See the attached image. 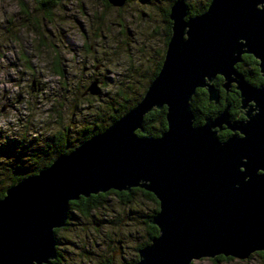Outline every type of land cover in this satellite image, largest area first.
Here are the masks:
<instances>
[{
  "label": "water",
  "instance_id": "water-1",
  "mask_svg": "<svg viewBox=\"0 0 264 264\" xmlns=\"http://www.w3.org/2000/svg\"><path fill=\"white\" fill-rule=\"evenodd\" d=\"M126 1L108 0L117 7ZM169 18L161 67L142 98L0 197V264H51L58 255L55 229L66 225L72 200L132 187L158 200L150 223L159 234L131 264L245 259L264 251V81L255 85L237 68L251 54L264 78V0H211L195 16L186 0H175ZM218 75L226 92L236 86L245 117H232L227 105L196 125L191 100L205 88L218 103ZM88 92H99L97 80ZM163 107L166 129L139 135L145 115ZM224 128L231 133L221 139Z\"/></svg>",
  "mask_w": 264,
  "mask_h": 264
},
{
  "label": "rangeland",
  "instance_id": "rangeland-1",
  "mask_svg": "<svg viewBox=\"0 0 264 264\" xmlns=\"http://www.w3.org/2000/svg\"><path fill=\"white\" fill-rule=\"evenodd\" d=\"M187 2L199 7L207 0ZM172 3L57 0L47 11L38 0H0V166L14 160L19 146L28 149L34 138L59 130L68 129L77 143L83 126L122 95L142 97L165 55ZM95 80L99 92L85 93ZM156 208L141 192L130 203L112 192L88 216L75 210L57 233L62 264L138 260V246L152 241L146 215ZM262 252L192 264H264Z\"/></svg>",
  "mask_w": 264,
  "mask_h": 264
},
{
  "label": "trees",
  "instance_id": "trees-1",
  "mask_svg": "<svg viewBox=\"0 0 264 264\" xmlns=\"http://www.w3.org/2000/svg\"><path fill=\"white\" fill-rule=\"evenodd\" d=\"M175 0H173L174 2ZM187 1V0H186ZM211 0L203 6L194 7L191 3L187 2V9L189 16H195L203 11L209 5ZM105 4L109 5L108 0H104ZM38 3L47 11L51 8V5L57 4V0H38ZM171 7V6H170ZM170 8L166 10V22L168 24V38L171 36V20L169 18ZM162 62L159 63L155 72L150 76L152 80L161 67ZM237 68L246 76V78L253 84L259 85L264 81L259 67L258 60L254 58L251 54H244L241 62L237 64ZM61 74L62 71L58 70ZM214 83L221 91V99L218 103L209 101L208 92L205 88H198L191 100V107L195 114L194 122L196 125L205 122L206 118L216 116L220 111H222L227 105L230 106L231 116L237 118L240 114L241 99L240 93L236 89L235 85H232L230 90H226L222 87L223 78L220 77L219 80H215ZM142 95V94H141ZM140 95L139 99L135 100V97L127 96V94L122 95L121 101L117 105L109 106L108 112L97 113L95 119L85 124L80 130V137L78 142L71 138L68 129L59 130L53 134L50 138H40L36 137L32 142L27 145L28 149H23V145L19 146V152L14 155V160L5 161L0 166V197L4 196L6 189L16 183L19 179L24 178L28 175L35 174L39 172L42 168L51 164V162L59 155L71 151L79 143L83 142L93 134L104 130L112 122L116 121L125 112H127L133 105H135L142 97ZM106 114V115H105ZM106 117V118H105ZM167 127L166 121V107L162 109H154L145 115L143 121V130H137V133L141 136H159ZM231 131L227 128L220 130L218 133L221 139H225L230 135ZM75 143V144H74ZM115 193L121 201L130 203L137 192L143 193L146 197L153 200L157 204V208L153 213L147 214L145 219V224L149 233V238L152 240L153 237L159 234V229L155 224L150 223L152 216L159 209V202L155 195L147 190L140 187H132L130 191H117L109 190L107 192H100L98 194H91L88 197L81 196L77 200H72L70 202V213L66 225L69 224V219L73 217L75 210L79 211L83 216H88L92 210L98 208L103 204L105 197L110 193ZM65 225V226H66ZM60 228L55 229V235L57 238V233ZM58 240V238H57ZM150 241H146L138 246L140 249L142 246L148 244ZM58 249V257L53 260V264H62L61 253ZM264 253V252H262ZM225 258L223 255L216 256L215 259ZM227 258H231L228 256ZM137 259L130 261L128 264L136 262ZM103 264H112L111 262H106Z\"/></svg>",
  "mask_w": 264,
  "mask_h": 264
},
{
  "label": "flooded vegetation",
  "instance_id": "flooded-vegetation-1",
  "mask_svg": "<svg viewBox=\"0 0 264 264\" xmlns=\"http://www.w3.org/2000/svg\"><path fill=\"white\" fill-rule=\"evenodd\" d=\"M220 77H222V76H221V75H218V76L215 78V80H219ZM222 78H223V77H222ZM215 80H214V81H215ZM231 87H232V86H231ZM244 117H245V116H244V113H241V114L238 115L237 118H244ZM219 132H220V131H219ZM57 246H58V245H57ZM57 257H58V255H57ZM57 257H56V258H57ZM56 258H55V260H56ZM53 263H54V262H53ZM53 263H51V264H53Z\"/></svg>",
  "mask_w": 264,
  "mask_h": 264
}]
</instances>
